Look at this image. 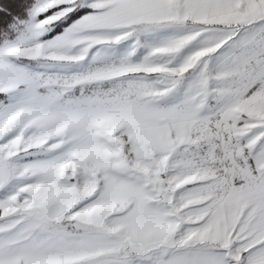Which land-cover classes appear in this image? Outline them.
I'll use <instances>...</instances> for the list:
<instances>
[{"label":"snow or ice","instance_id":"1","mask_svg":"<svg viewBox=\"0 0 264 264\" xmlns=\"http://www.w3.org/2000/svg\"><path fill=\"white\" fill-rule=\"evenodd\" d=\"M0 264H264V0H0Z\"/></svg>","mask_w":264,"mask_h":264}]
</instances>
